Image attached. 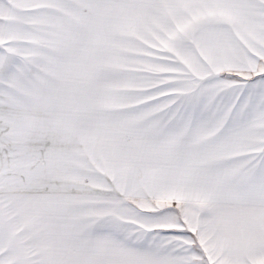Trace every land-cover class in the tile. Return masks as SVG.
<instances>
[{"label":"snow or ice","instance_id":"1","mask_svg":"<svg viewBox=\"0 0 264 264\" xmlns=\"http://www.w3.org/2000/svg\"><path fill=\"white\" fill-rule=\"evenodd\" d=\"M0 264H264V0H0Z\"/></svg>","mask_w":264,"mask_h":264}]
</instances>
